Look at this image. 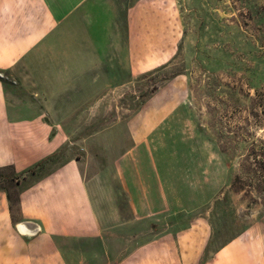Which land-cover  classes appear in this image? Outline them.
<instances>
[{
    "label": "crops",
    "instance_id": "obj_1",
    "mask_svg": "<svg viewBox=\"0 0 264 264\" xmlns=\"http://www.w3.org/2000/svg\"><path fill=\"white\" fill-rule=\"evenodd\" d=\"M124 7L0 0V264H264L253 229L211 241L217 149L194 172L202 195H167L146 139L166 103L118 115L119 94L164 53L148 5ZM116 123L130 146L104 180L91 154Z\"/></svg>",
    "mask_w": 264,
    "mask_h": 264
},
{
    "label": "rangeland",
    "instance_id": "obj_2",
    "mask_svg": "<svg viewBox=\"0 0 264 264\" xmlns=\"http://www.w3.org/2000/svg\"><path fill=\"white\" fill-rule=\"evenodd\" d=\"M117 1L126 9L136 10L140 1L148 5L151 30L160 33L164 51L119 94L118 115L146 98L166 103L167 115L146 132V139L167 195L173 190L185 197L202 195L206 183L202 172L195 176V171L205 165L210 146L216 149L220 143L227 156L212 155L211 241L219 245L253 229L264 248V208L254 193L232 184L239 172L233 156L243 149L227 141L245 132L264 139V115L255 104V92L264 90V0ZM100 140L103 148L91 155L105 180L130 141L122 123L103 132ZM5 183L0 177V188Z\"/></svg>",
    "mask_w": 264,
    "mask_h": 264
},
{
    "label": "trees",
    "instance_id": "obj_3",
    "mask_svg": "<svg viewBox=\"0 0 264 264\" xmlns=\"http://www.w3.org/2000/svg\"><path fill=\"white\" fill-rule=\"evenodd\" d=\"M255 96V104L261 106L260 111L264 115V90L256 91ZM227 141L236 145L240 143L243 149V153L233 156L238 157L239 172L233 176L232 184L245 188L248 193H254L264 208V139L245 132V135L239 138L228 137ZM216 149L221 158L227 154L220 143ZM232 158L229 157V160Z\"/></svg>",
    "mask_w": 264,
    "mask_h": 264
},
{
    "label": "water",
    "instance_id": "obj_4",
    "mask_svg": "<svg viewBox=\"0 0 264 264\" xmlns=\"http://www.w3.org/2000/svg\"><path fill=\"white\" fill-rule=\"evenodd\" d=\"M24 224H25L24 221L16 222V223H15V225L18 226V227H19V226H23Z\"/></svg>",
    "mask_w": 264,
    "mask_h": 264
}]
</instances>
